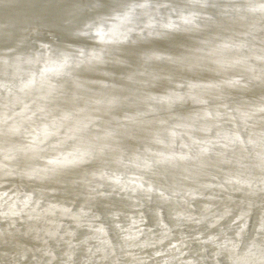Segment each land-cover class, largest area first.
Returning <instances> with one entry per match:
<instances>
[{
	"label": "clouds",
	"instance_id": "1",
	"mask_svg": "<svg viewBox=\"0 0 264 264\" xmlns=\"http://www.w3.org/2000/svg\"><path fill=\"white\" fill-rule=\"evenodd\" d=\"M262 135L264 0H0V264H264Z\"/></svg>",
	"mask_w": 264,
	"mask_h": 264
},
{
	"label": "snow or ice",
	"instance_id": "2",
	"mask_svg": "<svg viewBox=\"0 0 264 264\" xmlns=\"http://www.w3.org/2000/svg\"><path fill=\"white\" fill-rule=\"evenodd\" d=\"M185 22L187 23L188 21L185 20ZM29 86H30V85H29ZM45 134H47V130H46V129H42V130H41V135H45ZM260 143H261L262 145H264V135L261 136Z\"/></svg>",
	"mask_w": 264,
	"mask_h": 264
},
{
	"label": "bare ground",
	"instance_id": "3",
	"mask_svg": "<svg viewBox=\"0 0 264 264\" xmlns=\"http://www.w3.org/2000/svg\"><path fill=\"white\" fill-rule=\"evenodd\" d=\"M159 46H161V47H167V46H170V45L167 44V43H162V44H160Z\"/></svg>",
	"mask_w": 264,
	"mask_h": 264
}]
</instances>
